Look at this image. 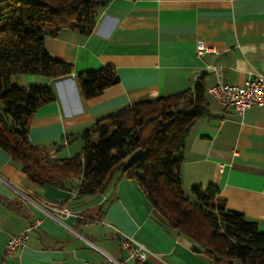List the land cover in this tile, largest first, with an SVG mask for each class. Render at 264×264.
<instances>
[{
    "label": "crops",
    "instance_id": "obj_1",
    "mask_svg": "<svg viewBox=\"0 0 264 264\" xmlns=\"http://www.w3.org/2000/svg\"><path fill=\"white\" fill-rule=\"evenodd\" d=\"M199 41L207 47L201 55ZM45 46L52 57L72 64L74 73L56 80L32 74L12 78L15 85H49L55 93L30 121L33 143L49 147L54 158L72 157L83 146L80 134L101 117L202 80L209 109L187 137L183 183L216 185L228 208L264 232V106L243 114L222 106L209 93L218 76L208 70L220 65L226 84L264 76V0H109L90 35L64 30L47 35ZM105 66L117 70L119 82L85 100L77 74ZM56 207L72 213H58ZM116 228L149 250L144 264H213L193 250L188 236L166 229L137 181L119 170L97 194L81 195L74 186L33 184L0 147V264L122 260L127 251ZM24 231V245L8 255L9 239Z\"/></svg>",
    "mask_w": 264,
    "mask_h": 264
},
{
    "label": "trees",
    "instance_id": "obj_2",
    "mask_svg": "<svg viewBox=\"0 0 264 264\" xmlns=\"http://www.w3.org/2000/svg\"><path fill=\"white\" fill-rule=\"evenodd\" d=\"M109 0H2L0 3V147L37 186H74L95 195L114 170L135 179L158 212L163 226L193 240V250L213 264H264V232L256 221L227 207L220 189L210 183L183 189L182 165L187 137L208 111L206 87H193L140 101L98 119L80 138L81 150L54 158L51 150L29 138L33 115L55 100L49 85L19 86L17 75L60 79L74 73L72 64L52 57L47 35L68 30L90 35ZM85 100L119 82L105 66L77 74ZM76 182V183H74ZM74 183V185H72Z\"/></svg>",
    "mask_w": 264,
    "mask_h": 264
},
{
    "label": "built area",
    "instance_id": "obj_3",
    "mask_svg": "<svg viewBox=\"0 0 264 264\" xmlns=\"http://www.w3.org/2000/svg\"><path fill=\"white\" fill-rule=\"evenodd\" d=\"M207 51L204 42L197 43V53L199 55ZM208 70L215 72L218 79L215 84L209 88V93L222 106H232L239 114H243L246 109L253 106H264V76L255 75L247 78L242 84H226L221 79V66L212 64ZM65 142H67L65 140ZM58 213L70 215L72 212L68 208H55ZM117 234L121 240V246L127 251V257L122 260L110 258L108 264H125L128 259H135L138 264H144L149 250L132 236L116 228ZM27 238V232L24 231L18 236L9 239L6 252L8 255L14 254L21 248Z\"/></svg>",
    "mask_w": 264,
    "mask_h": 264
},
{
    "label": "rangeland",
    "instance_id": "obj_4",
    "mask_svg": "<svg viewBox=\"0 0 264 264\" xmlns=\"http://www.w3.org/2000/svg\"><path fill=\"white\" fill-rule=\"evenodd\" d=\"M0 110H2L1 108H0ZM82 142V141H81ZM77 145H75V147H76ZM75 147H73V148H75ZM74 150V149H73ZM73 153H75V152H73ZM75 155V154H74ZM183 189H184V191H185V193L187 194V196H189V197H192V194H191V188H189V187H187L184 183H183Z\"/></svg>",
    "mask_w": 264,
    "mask_h": 264
}]
</instances>
